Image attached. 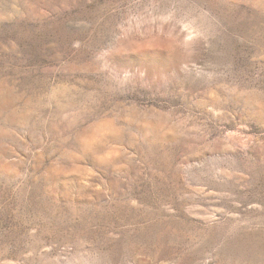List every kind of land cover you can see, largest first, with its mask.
Returning <instances> with one entry per match:
<instances>
[{"label":"rangeland","instance_id":"374dc122","mask_svg":"<svg viewBox=\"0 0 264 264\" xmlns=\"http://www.w3.org/2000/svg\"><path fill=\"white\" fill-rule=\"evenodd\" d=\"M0 264H264V0H0Z\"/></svg>","mask_w":264,"mask_h":264}]
</instances>
